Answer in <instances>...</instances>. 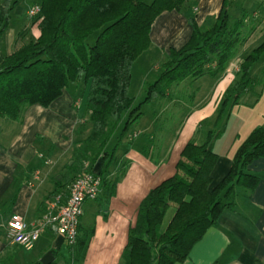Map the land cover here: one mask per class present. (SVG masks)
Wrapping results in <instances>:
<instances>
[{"label": "crops", "instance_id": "1", "mask_svg": "<svg viewBox=\"0 0 264 264\" xmlns=\"http://www.w3.org/2000/svg\"><path fill=\"white\" fill-rule=\"evenodd\" d=\"M33 1L25 10L18 4L13 11L0 37V61L40 35L37 21L27 17V11L38 0ZM222 1L199 0L190 4L185 14L164 12L155 19L150 47L132 67V96H145L147 87L161 72L160 61L168 58L170 49L178 50L190 39L189 16L201 27L216 18ZM248 23L245 20L244 27ZM263 40L264 35L253 42L250 39L247 48L240 45L222 73L206 72L199 78L173 82L163 97L142 107L141 117L132 125L135 132L129 128L116 150L119 158L109 168L107 179L115 182L113 190L109 192L102 186L97 199L83 206L77 240H84L81 252L77 245L68 247L49 230L32 250L25 251L11 244L6 226L12 215L33 225L48 211L57 194L66 197L68 185L78 173L71 169L74 150L91 131L83 104L65 90L47 108L28 106L18 120L0 118V264H41L49 252L53 256L50 264H122L129 230L135 225L142 200L174 176L184 147L188 143L203 144L211 131L220 132L212 144L217 160L209 190L214 189L229 172L239 145L251 131L264 125V84L240 91L237 103L229 104L216 122L225 92L231 91L237 81L240 64ZM263 66L264 58L253 66L252 81L259 78ZM134 72L138 85L133 87ZM190 86L195 90L189 92ZM184 98L191 99L184 120L171 141L159 147L161 138L156 136L168 135L172 116L187 103ZM168 112L170 117L162 123ZM248 170L259 177L257 187L252 192L238 190L234 208L224 209L217 224L206 230L183 262L176 264H264V158L251 163Z\"/></svg>", "mask_w": 264, "mask_h": 264}, {"label": "trees", "instance_id": "2", "mask_svg": "<svg viewBox=\"0 0 264 264\" xmlns=\"http://www.w3.org/2000/svg\"><path fill=\"white\" fill-rule=\"evenodd\" d=\"M19 1L0 2V37ZM198 1L38 0L40 35L0 61V118L18 120L28 106L47 108L78 83L74 87L85 97L91 131L74 150L71 169L80 174L89 163L88 171L100 176L102 186L111 192L115 182L107 179L109 168L129 128L141 117L142 107L163 97L169 84L202 76L209 63H214V70L207 73H222L241 44L247 15L243 10L240 18L230 22L235 0L222 1L210 25L208 21L198 27L189 16L190 39L180 49H170L158 78L147 87L144 99L135 104L130 94L132 67L150 47L153 22L164 12L185 14L190 4ZM262 58L264 40L240 64L237 81L225 92L216 122L229 104L237 103L240 91L264 84V66L257 80L250 79L253 66ZM219 136L220 132L211 131L203 144L188 143L174 176L142 200L135 225L129 230L122 264L183 262L206 230L217 224L222 211L234 208L237 191L252 192L257 187L259 177L248 167L264 158V125L251 131L239 145L229 172L209 190L217 160L212 144ZM170 208L174 214L162 229ZM77 242L81 252L84 240Z\"/></svg>", "mask_w": 264, "mask_h": 264}, {"label": "built area", "instance_id": "3", "mask_svg": "<svg viewBox=\"0 0 264 264\" xmlns=\"http://www.w3.org/2000/svg\"><path fill=\"white\" fill-rule=\"evenodd\" d=\"M40 16L39 5H34L27 11L28 19L36 20L37 23L41 20ZM101 187L100 176L94 172L83 171L68 185L66 197L57 194L49 204L48 211L35 224L28 226L20 216L12 215L6 226L11 244L30 251L41 235L49 230L61 237L68 247H74L79 237L83 206L87 201L97 199Z\"/></svg>", "mask_w": 264, "mask_h": 264}, {"label": "rangeland", "instance_id": "4", "mask_svg": "<svg viewBox=\"0 0 264 264\" xmlns=\"http://www.w3.org/2000/svg\"><path fill=\"white\" fill-rule=\"evenodd\" d=\"M146 1L148 2L150 0H146ZM33 2H34L33 0H21L18 4L21 6L22 9L25 10L30 5H32ZM243 10L245 11V13L247 15L246 20H248L249 23H248L247 28L245 27L242 30V34L240 35V43H241L240 45H242V48H247L248 47L247 44H248L250 39H251V42H253L258 37H261L264 35V0H235L233 8L231 10V14H230V22H233V20L240 18L242 16ZM20 19L22 21L21 17H20ZM208 23H209L208 25H210L211 21H209ZM37 24H39V23H37ZM258 29H259V32L257 33ZM254 33H256V34L253 35ZM92 40H93V38L90 39L91 44L93 42ZM167 60H168V58H165L163 61H160L161 67L164 64V62H166ZM213 66H214V63H209L208 65H206L205 66V72L212 70ZM139 67H142V63L141 64L139 63ZM255 77H256V75H255ZM197 78H199V77H197ZM206 78H208V77H206ZM190 79H193V78H190ZM79 84H82V83L79 82ZM76 85L70 86L67 89V91L70 92L75 97V99L79 101V103H82L83 104L82 108L85 109V97L80 92L79 89L77 90L76 87H74ZM135 85H138V75L136 74V72H134V74H133V87ZM190 88H191V86L188 87L187 89L189 90ZM80 89L82 91V88H80ZM194 90H195V87L192 86V88L189 90V92H192ZM133 95L135 97V104H138L145 97V96H139L137 94H133ZM184 100H186L187 103L181 107V110L175 111L174 116H172L173 122L168 127V135L164 134L162 136L161 135L156 136L157 139L161 138L159 140V147L160 146L165 147V145H167L171 141V139L173 137V132L179 128L180 124L184 120V117L187 114L186 111L188 110L189 106L191 105V99L190 98L189 99L184 98ZM169 117H170V113L168 112L167 114L164 115L162 123H165L166 119ZM134 130H135V126H131L130 132H135ZM157 144H158V142L155 141V145H157ZM118 155H120V153L117 155L115 154L114 161H115V159L119 158ZM113 164H114V162H113ZM113 164L111 165V167H113ZM86 165H87V168L82 170V172L88 171L90 164L88 163ZM77 175H79V173H77ZM173 214H174V208H170L167 211L165 218L163 220L162 229H164L167 226V224L170 221V219L172 218Z\"/></svg>", "mask_w": 264, "mask_h": 264}, {"label": "water", "instance_id": "5", "mask_svg": "<svg viewBox=\"0 0 264 264\" xmlns=\"http://www.w3.org/2000/svg\"><path fill=\"white\" fill-rule=\"evenodd\" d=\"M53 261V256L49 252L41 260V264H50Z\"/></svg>", "mask_w": 264, "mask_h": 264}]
</instances>
